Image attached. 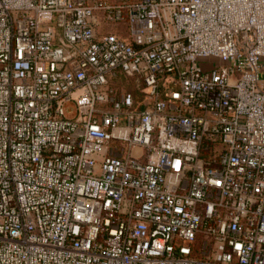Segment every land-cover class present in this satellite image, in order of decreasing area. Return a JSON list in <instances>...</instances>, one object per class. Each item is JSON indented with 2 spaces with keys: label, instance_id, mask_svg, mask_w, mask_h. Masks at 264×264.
I'll list each match as a JSON object with an SVG mask.
<instances>
[{
  "label": "built area",
  "instance_id": "2783aa9c",
  "mask_svg": "<svg viewBox=\"0 0 264 264\" xmlns=\"http://www.w3.org/2000/svg\"><path fill=\"white\" fill-rule=\"evenodd\" d=\"M263 61L264 0H0V264H264Z\"/></svg>",
  "mask_w": 264,
  "mask_h": 264
},
{
  "label": "rangeland",
  "instance_id": "374dc122",
  "mask_svg": "<svg viewBox=\"0 0 264 264\" xmlns=\"http://www.w3.org/2000/svg\"><path fill=\"white\" fill-rule=\"evenodd\" d=\"M109 1L115 2L117 0H109ZM123 30L125 31L124 28H123ZM101 31H104V27L101 28ZM115 84L118 88L124 89L126 91H133V92L137 91V84H136V81L134 79L121 78V79L117 80ZM69 113L71 116V111Z\"/></svg>",
  "mask_w": 264,
  "mask_h": 264
},
{
  "label": "crops",
  "instance_id": "0c3cea01",
  "mask_svg": "<svg viewBox=\"0 0 264 264\" xmlns=\"http://www.w3.org/2000/svg\"><path fill=\"white\" fill-rule=\"evenodd\" d=\"M121 35L126 36L127 35L126 31H123V29H122ZM263 74H264V61H263Z\"/></svg>",
  "mask_w": 264,
  "mask_h": 264
},
{
  "label": "trees",
  "instance_id": "16d2710c",
  "mask_svg": "<svg viewBox=\"0 0 264 264\" xmlns=\"http://www.w3.org/2000/svg\"><path fill=\"white\" fill-rule=\"evenodd\" d=\"M136 94H137V96H138V97H140V94H139V92H138V91H136Z\"/></svg>",
  "mask_w": 264,
  "mask_h": 264
}]
</instances>
